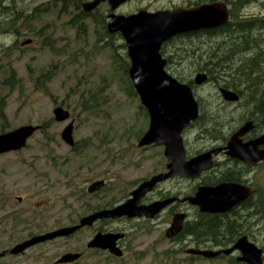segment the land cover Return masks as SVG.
Here are the masks:
<instances>
[{
    "label": "rangeland",
    "instance_id": "obj_1",
    "mask_svg": "<svg viewBox=\"0 0 264 264\" xmlns=\"http://www.w3.org/2000/svg\"><path fill=\"white\" fill-rule=\"evenodd\" d=\"M78 1L80 9L74 4L63 7V2L59 0H3L0 3V12L9 5L7 8L14 13L25 11L29 15L33 14L35 8L44 5L39 20L28 18L26 22L24 17L16 18L17 14L11 17V20L16 18L13 22L10 18L5 20L6 23L0 29V98L4 100L3 109L7 116L5 125L0 119V133L28 124L40 126L25 148L0 155V219L8 211L6 204L15 205L17 197H22L25 207L26 199L30 197L31 201L37 200L40 204L47 202L48 225L54 230L76 217L90 214L93 208L103 206L108 201L114 202V206L122 200L121 203L125 202L141 182L166 171L167 161L162 147L138 146L149 124V118L145 117L143 111L146 109L141 105L138 95L131 96L125 92V85L115 72L110 58L112 50L97 40L98 26L91 16L88 14L82 21L81 28L73 20L83 11L82 3L90 0ZM190 1L197 0H130L115 13L127 15L143 8L156 11L191 7L187 4ZM223 1L230 3V8H234L233 2H238L236 12L239 17L264 14V0H241L246 1V4H240L239 0ZM96 12L106 16L110 13L109 5H101ZM192 38L193 44L206 51L225 37L223 33V38L222 35L208 34ZM27 39L33 42L22 45ZM259 39L262 47L258 49L264 50V35L259 36ZM118 40L119 43L124 41ZM180 46V42H175L172 46L167 45L166 49L170 48L172 52ZM9 67L15 73L14 87L3 85L9 76ZM166 69L171 75L174 74V67L167 66ZM184 69L190 71L194 84V67ZM51 71L49 78L42 76ZM209 84L211 86L198 88L197 93L202 96V100L208 95L219 99L214 85L220 83L210 80ZM93 93L97 95L94 112L86 111L82 102ZM92 97L89 101H92ZM233 105L229 109L242 106ZM57 106L70 111L69 121L55 120L54 109ZM239 116V113H235L231 119H226V132L236 127ZM71 120L75 125L76 149L61 137L63 129ZM196 135L195 130L185 133L191 147L202 148L206 141H198ZM99 180L105 181L104 188L89 193L88 186ZM193 185L188 180H168L149 193L147 200L157 199L161 192H180L181 197L189 195ZM31 201L29 207H33ZM177 209L194 214V209L187 203L178 204ZM15 216L18 221L14 223V228H11V219L0 227V250L21 243L30 232L24 224L30 221L32 214L18 206ZM171 219L172 215L165 211L153 220H119L108 224L98 222L83 229L74 239H58L31 247L19 257L0 259V264H46L74 248L84 252L79 264H231L232 259L227 257L207 259L189 256L185 249L196 247L191 238L170 240L165 236ZM104 226L128 234L126 252L122 258L110 256L104 251L88 250V241ZM259 228H252V235L256 234L252 240L264 248V232H258ZM181 246L185 248L180 250Z\"/></svg>",
    "mask_w": 264,
    "mask_h": 264
},
{
    "label": "water",
    "instance_id": "obj_2",
    "mask_svg": "<svg viewBox=\"0 0 264 264\" xmlns=\"http://www.w3.org/2000/svg\"><path fill=\"white\" fill-rule=\"evenodd\" d=\"M129 0H91L82 4L85 12L95 10L99 5L108 2L111 13L107 22V30L111 34L120 33L125 40L127 54L130 59L128 70L133 87L140 99L141 105L149 115V125L138 142L139 147L157 145L164 147V156L168 160L167 171L158 173L141 182L123 203L108 209H101L81 218L74 226H66L45 235L35 236L21 242L9 250L13 254H20L33 245L68 237L77 230L92 226L97 220L127 218L154 219L166 208L178 200L198 206L201 212L225 213L247 196L242 194L243 187L234 183L218 186H200L193 196L182 199L169 197L156 200L150 204H141L142 199L152 192L155 187L174 176L194 178L211 166L212 152L202 153L191 159L186 157L183 132L199 117V106L191 85L178 80L171 75L166 67L168 60L161 50L164 43L178 35L189 34L201 30H212L225 26L230 20V11L225 1L203 3L194 7H175L150 11L140 9L132 14H117L116 10ZM32 39L25 40L22 45L32 43ZM209 81L206 73H197L194 77L195 85H202ZM223 98L227 101H238L237 92L221 88ZM55 120L69 121L71 113L63 106L54 109ZM253 127L251 121L245 123L230 139L228 154L242 158L247 152L256 162L264 158V151L258 147L264 144V134L257 140L242 144L240 136ZM40 129L38 125H23L14 130L0 133V155L11 151H18L27 146L28 140ZM74 121L71 120L63 129L61 137L69 146L75 145ZM215 152V151H213ZM105 186L104 180L93 182L88 186L89 193L100 191ZM186 213H174L165 236L172 239L184 229ZM125 236L123 232H98L87 244L88 248L108 250L117 257L124 252L118 246V241ZM238 251V261L245 264H264V250L247 235H243L228 248L219 250L189 247L186 253L202 256L208 259L221 254L231 255ZM7 251L0 252V258ZM81 253L68 252L63 254L53 264L73 262L81 257Z\"/></svg>",
    "mask_w": 264,
    "mask_h": 264
},
{
    "label": "flooded vegetation",
    "instance_id": "obj_3",
    "mask_svg": "<svg viewBox=\"0 0 264 264\" xmlns=\"http://www.w3.org/2000/svg\"><path fill=\"white\" fill-rule=\"evenodd\" d=\"M0 1H1L0 3L3 2V0H0ZM221 1H223V0H221ZM105 3L108 4V2H104L101 5H103ZM101 5H99L95 10H93L91 12H85L84 10L83 11L88 15L92 12H96L100 8ZM8 6L9 5H7V7ZM192 6H194V5H192ZM109 8H110V5H109ZM230 9L231 8L229 6V11H230ZM110 13H111V10H110ZM110 13H107L105 16L106 29H107V22L109 20L108 16ZM249 17H255V18H259V19L264 20V14H262L261 16L254 15V16H249ZM225 26H222V27L217 28V29H212V30H201V31L190 33V34H194V35L197 33H200V34L205 33L206 34V33L214 32V31H218V29H222V38H223V30H224ZM263 44H264V42H263ZM261 47L262 46H260V48ZM249 55H251V56L253 55L255 57L261 56L256 61V65L262 72H264V51H263V53L252 52L250 54H246V56H249ZM244 56H245V53H241V57H240L241 61H242ZM200 72L206 73L208 75L207 71H198V72H196V74L200 73ZM209 81H210V78H209ZM209 81L207 83L202 84V85H194L196 87L193 86V91H194V94H195V97L197 99L198 106H199V117L196 121L192 122L187 129L184 130L183 139H184V146L186 149L187 159H191V158L198 156L202 153L212 152V154H211V166L209 168L205 169L204 171H202L198 176H196L194 178H184V177L174 176L173 178L168 179V180L181 179V180H188V181L193 182L194 185L192 188V192L189 195H184L181 197L180 192L175 193V194H169V193H162L161 192L160 195H158L157 199L147 200V198L149 196L148 195L145 196L142 199L141 204H150L156 200H163V199H166L169 197H174V196L179 197V199H182V198L187 197V196H193V195H195V193L197 192V190L200 186L215 187V186H218L220 184H225V183H234V184L240 185L243 187V193L242 194H244V195L247 194L246 198L244 200H242L241 202H239L236 206L231 208V210H229L225 213H223V212L222 213L201 212L200 208L198 206L191 205L188 202H182L181 200H178L174 204H172L168 208H166L161 214H163L165 211H168L170 213V215H172V217H173L174 213L183 212V211H178V209H177L178 204H180V203L186 204L187 203L190 205V207L192 209H194V214L192 215L189 212L188 213L186 212L187 216H186L184 227L187 223H191V224L193 223V224L197 225L199 223V218L201 215H209L212 217H216L222 225H223V223H226V221L229 218H236L237 223L241 224L243 227L246 226L244 224H246L247 221L251 219L252 225L250 228L247 227L248 233L243 234V235H247L249 240L253 242L252 236H255L256 234L252 235V228H254V227L259 228V226H261L258 229V232L264 231V225L260 223V221H263V223H264V217L261 219L260 216L258 215L259 214V206L264 205V182H263L264 181V179H263V177H264V158L257 160L256 162H252L253 160L247 152H245L242 155V158L232 156V155L228 154L227 146H228V143H229L231 137L245 123H247L249 121H251L253 123V127L249 131H247L246 133H244L243 135L240 136V140H241L242 144H247V143L252 142L254 140H257L259 137H261L264 134V109L259 110V111H255L256 113L253 116H251L252 110H250V108L248 107L249 104H251V103L246 102V101L244 102L240 99L238 101H227V100H225L223 98V94L221 93V88H225V87H223V85H221V84L214 85L216 94L219 97V99L218 98L213 99V95H208V96H204L207 98H204L202 100V96H200L197 93L198 88H205V87L211 86L209 84ZM233 104H242V106H237V107H233V109H229V108H231V106H234ZM235 113L236 114L239 113L240 115H243V116L239 117L238 123L232 131L226 132L224 129V123L226 122V118H228V117L231 118V116L233 117L235 115ZM223 119H225V120H223ZM192 130L196 131L197 135L195 136V138L198 141H201V142L206 141V143L202 146V148L191 147V144H189V141L185 137V133L190 132ZM75 146H74V148H75ZM161 147H162V151L164 153V147L163 146H161ZM258 150L264 151V144L260 145L258 147ZM213 151H215V152H213ZM11 152H15V151H11ZM8 153H10V152H8ZM167 163H168V161H167ZM167 163H166V171H167ZM0 175H1V170H0ZM261 179H263V181ZM168 180H166V181H168ZM162 183L163 182L159 183L156 186V189ZM129 197H130V195L127 198H129ZM34 200H36V199H34ZM29 201H31L30 197L28 199H26L27 204L25 207H23V205H24L23 198L17 197V203L15 205H12L11 203L6 204V209H8V211L0 219V227L2 226V224L6 220L11 219L13 221V224H11V228H14L15 227L14 223H17V221H18V220H16V216H15L17 213V210H18V206H22V210L28 211V213L32 214V217H30L31 218L30 221L24 224L26 226L25 229L30 230V232L27 234V237L22 242L29 240L35 236L45 235V234L53 231L49 228V225H48V223H49V221L47 220L48 219V217H47L48 212H47V208H46L47 202H43L42 204H40V202L37 200L31 201V202H33L32 203L33 207H29L30 206ZM122 201H120L119 203L121 204ZM12 207H15V208L11 209ZM113 207H115V206H111V207H107V208H101V209H108V208H113ZM101 209H98V210H101ZM98 210L92 211L91 213L96 212ZM253 212H255V213H253ZM161 214H159L158 216H160ZM84 216H86V215H84ZM84 216L76 217V219H74L73 221H69L67 225H58L54 230L62 228V227H66V226L77 225L80 222L81 218ZM158 216H156V217H158ZM140 219L153 220V219H149V218H145V217H142V218L122 217L119 219L97 220L92 226H94L98 222L108 224L110 222L119 221V220H140ZM20 225H21V223H20ZM92 226L83 227V228L77 230L71 236L60 237V238H56L54 240H58V239L71 240V239H74L78 236L79 233L82 232L83 229L90 228ZM98 232H103V233L123 232L125 234V236L118 241V246L123 250V252L125 254V252H126L125 241H126V238L128 236V234H126V232H124L120 229L106 228L104 226V227H101V229L97 230V232L93 235V237ZM243 235H240L239 237H241ZM177 237L173 238L172 240H179V239H177ZM237 239L234 242H232L230 245L216 246L214 244H209L202 249L219 250V249H223V248H228V247L232 246L237 241ZM54 240H48L45 242H41V243L33 245L31 247L49 244L50 242H52ZM89 241H88V243H89ZM16 245H14L13 247H15ZM13 247L0 250V252L7 251L5 256L1 257L0 259L8 257V256L19 257L26 252V250H25L24 252H22L20 254H13L9 251ZM261 248H263V247H261ZM88 250L93 251V252L104 251V252L109 253L110 256L116 257L115 255L110 253L108 250H103L100 248H88ZM263 250H264V248H263ZM67 252H73V253L80 252L82 255L78 260H75L73 262H68V263H62V264H79L82 257L84 256V252L80 251L78 248H74L73 250L66 251L65 253H67ZM62 255L63 254H61L60 256L56 257L53 260L57 261ZM239 255H240V253L238 251H236L233 254L228 255V256L221 254L219 257H227L228 258V257H234L235 256L236 261L238 263H242V262L238 261V259H237V257ZM116 258H118V257H116ZM55 261L52 262V259H51L46 264H53ZM55 263H57V262H55Z\"/></svg>",
    "mask_w": 264,
    "mask_h": 264
},
{
    "label": "trees",
    "instance_id": "obj_4",
    "mask_svg": "<svg viewBox=\"0 0 264 264\" xmlns=\"http://www.w3.org/2000/svg\"><path fill=\"white\" fill-rule=\"evenodd\" d=\"M59 1L63 2V7L74 4L77 9H80V2L78 0ZM207 1L214 2L216 0H197L195 2L190 1V3L187 4L188 6H191ZM239 2L240 4L243 2V4H246V1L239 0ZM232 4H234V8L230 9L231 20L223 30L225 38L224 40L215 42L213 48L209 47L205 51L202 48H199L197 44H193L192 37L201 36L200 33L195 35L185 34L177 36L165 43L162 47V53L168 60V67H174L175 71H173V76H175L178 80L186 82L193 87L194 84L191 75L189 74L190 71L187 72V69L185 70L184 68L190 66V68L194 67L195 72L207 71L210 80H215L223 85V87L237 92L240 96V100L251 103L248 107L252 110L251 116H253L256 113L255 111L264 109V72H262L256 65V61L261 56H246V54L252 53L253 50L257 53H263L264 50L258 49V47L261 46L259 36L264 35V20L255 17H239L236 12L238 10L236 8L238 2H233ZM43 6L44 5L41 4L35 8L32 15H29V12L27 13L25 11H18L17 13H14L11 9L3 7V12H0V29H2L4 23H6L5 20H8L9 18L11 20V17L17 14L16 18L22 19L24 17L26 22H28V18H35L34 20H39L42 14L41 11ZM90 14L89 16H91L93 22L98 26V32L96 35L97 40L99 43H104L112 50L110 58L114 65L115 72L119 75L120 80L125 85V92L128 95L137 96L128 73L130 60L127 55L126 44L124 41L119 43L118 40L123 39L121 34H110L107 31L105 26L106 19L104 15H99L97 12L92 15ZM87 17L88 15L82 11L81 14L77 15L73 20L77 23V26L81 28L83 26L81 24L82 21H84ZM16 18L13 17L11 21L13 22ZM2 19H4V21ZM9 29L12 28L10 27ZM33 34H35V31ZM206 34H208V36H219L222 35V29ZM175 42H180L181 46L177 47L172 52H170V48L169 50L166 49L167 45L171 44L172 46ZM241 53H245L242 61L241 58L239 59V57H241ZM9 70V76L4 81L3 85L7 84L14 87L16 84V80L14 78L15 73L11 67H9ZM52 72L53 71L42 76H47V78H49ZM91 97L92 101H89ZM96 102L97 95L93 93L88 99L82 102L83 109L94 112L93 109L96 106ZM3 108L4 100L1 97L0 119L3 122V125H5L7 124V116ZM143 111L145 117L148 119V113L144 109ZM142 133L143 131L140 132V135ZM77 146L78 145H76L74 149H76ZM114 205V202L108 201L103 206L93 208L92 211ZM258 215L261 219L264 217V205L259 206ZM260 223L264 225L263 221H260ZM244 225L246 226L243 227L241 224L237 223L236 218H229L226 223H223L222 225L216 217L201 215L199 223L197 225L187 223L177 239L182 240L184 237L191 238L196 248L206 247L209 244H214L216 246L230 245L240 235L248 233L247 227H251L252 220H248ZM261 232L263 233L264 231ZM184 248V246H181L180 250H183ZM189 256L192 258L197 257L193 255ZM228 258L232 259L230 261L231 264H237L234 257Z\"/></svg>",
    "mask_w": 264,
    "mask_h": 264
}]
</instances>
